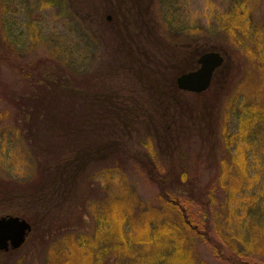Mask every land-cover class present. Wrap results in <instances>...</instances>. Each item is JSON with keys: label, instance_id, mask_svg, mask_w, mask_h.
Returning a JSON list of instances; mask_svg holds the SVG:
<instances>
[{"label": "trees", "instance_id": "1", "mask_svg": "<svg viewBox=\"0 0 264 264\" xmlns=\"http://www.w3.org/2000/svg\"><path fill=\"white\" fill-rule=\"evenodd\" d=\"M154 1L101 0L115 17L117 46H112L106 59L101 57L98 62L95 57L100 67L95 80H87L84 88L77 87L72 78L85 76L90 66L69 54L55 53L68 72L72 69L70 74L60 70L33 74L34 65L29 71L21 65L27 89L13 99L14 117L20 134L43 163L29 187L1 185L0 206L10 199L28 203L36 209L40 223L53 219L44 231L45 238L65 234L74 227L68 222L70 213L77 211L91 192L97 176L90 172L99 168L114 176L131 163L157 187L156 206L147 204L135 215L129 198H110L105 214L96 217L95 234L90 239L76 241L65 236L69 249L60 255V264H207L196 253V239L208 243L220 260L264 264V106L250 95L243 105L230 107L234 127L224 130L229 157H221L218 176L199 192L207 200L195 202L199 198L194 191L198 176L186 171L189 153L181 152L179 145L182 137L196 132L204 146L195 157L197 163L203 162L206 144L219 143L218 120L210 109L214 103L203 110L186 102L176 79L196 70L200 55L216 49L196 46L198 54L190 55L191 46H179V42L159 47V51L156 46H138L143 43L142 33L153 41L157 30L151 20ZM9 9V1L0 0L4 41H13L25 50L42 41L32 23L29 31L14 33ZM260 32H244L238 38L247 42L246 35ZM244 49L251 58L259 55L264 62L260 50ZM112 75L126 80L107 82ZM3 115L0 112V117ZM140 144L145 152L133 151ZM221 194L226 196L218 204L222 215L213 227L207 211ZM197 205L202 206V213ZM30 221L37 232V221ZM5 254L0 251V264H6Z\"/></svg>", "mask_w": 264, "mask_h": 264}, {"label": "rangeland", "instance_id": "2", "mask_svg": "<svg viewBox=\"0 0 264 264\" xmlns=\"http://www.w3.org/2000/svg\"><path fill=\"white\" fill-rule=\"evenodd\" d=\"M8 1V16L14 23V33L29 31L32 23L39 29L42 40L31 46L33 48L25 50L24 46L14 45L13 41H4L0 33V112L4 113L0 117V186L29 187L38 178L43 162L42 159L40 162L36 151L20 134L21 127L14 117L17 110L12 102L27 89L21 65H26L28 71L29 67L34 65L33 74L54 70L72 73V69L69 68L68 72L66 65L60 63L55 55L69 54L72 59L83 62V66H90V71L88 69L89 73L85 76L74 79L71 77L77 87H86L87 80H95V72L100 67L99 58L101 60V57L105 56L106 59L107 52H112V46H117L113 38L115 17L107 11L101 0ZM72 5L82 10L78 12ZM151 12V20L157 29L153 34V41L145 39L142 33L140 38L143 43L140 42L138 46H156L155 49L159 51V47L169 48L168 45L175 46V42H179V46H191L190 55L198 54L196 46H207L215 48V52H220L225 57V63L211 84L210 91L209 88L208 92L202 93L201 96L187 92L183 94L186 102L203 110L206 104L210 107L214 103V108L210 109L212 116L218 120L215 131L219 143H214L213 146L206 144L203 162L197 163L195 157L200 155L204 146L196 132L191 137H182L179 145L181 152L186 151L187 154L188 150L186 171L189 174H197L194 191L199 195L202 187L211 185L218 176V162L221 157H229V152L225 150L224 130H233L234 127L230 107L234 103L243 105L251 96L259 105L264 106V62L258 58L259 55L251 58L244 49V46L254 47L261 51L264 58V0H155ZM108 17H111V20H108ZM246 25L247 28L243 27ZM256 30L261 32L254 36L246 35V38H249L247 42L238 38L244 32ZM96 46H99L98 49ZM178 54L182 56L181 53ZM95 57L98 61L96 63ZM125 80L123 76L112 75L107 82L123 83ZM257 87L259 89L254 93ZM219 89V94L214 97ZM132 146L137 147L138 144ZM139 146L133 151L145 152L144 146ZM89 175L97 176L92 180L91 192L83 205L70 213L68 222L74 227L65 231V234L58 232L45 238L44 231H47L48 224L53 219L40 223L36 220V209L22 201L10 199L7 203H1L3 205L0 206V218L18 216L26 219L31 225L30 220L37 221L40 228L35 233L32 230L22 248L5 254L3 260L6 264H60V255L69 249V240L65 236H71L76 241L81 238L90 239L95 234L96 217L105 214L112 197L129 198L133 203L135 215L144 210L145 205L157 204V187L131 163H126L121 173L114 176L99 168L93 169ZM9 193L15 194L13 191ZM198 197L200 199L195 200L197 203L207 200L202 194ZM225 197L224 194L215 197V203L207 211L209 224L213 227L222 215L218 204L223 203ZM197 208H201L202 213V206L197 205ZM55 214L56 212L53 213ZM59 214L60 212L57 215ZM194 246L197 255L207 264H232L220 260L208 243L196 239ZM258 259L262 260L261 257Z\"/></svg>", "mask_w": 264, "mask_h": 264}, {"label": "water", "instance_id": "3", "mask_svg": "<svg viewBox=\"0 0 264 264\" xmlns=\"http://www.w3.org/2000/svg\"><path fill=\"white\" fill-rule=\"evenodd\" d=\"M111 20V17H108ZM198 68L184 73L176 79L180 91L202 94L206 92L213 81V77L225 63V57L220 52L209 51L197 60ZM33 230L32 225L24 218L18 216H5L0 218V251H17L27 242Z\"/></svg>", "mask_w": 264, "mask_h": 264}]
</instances>
